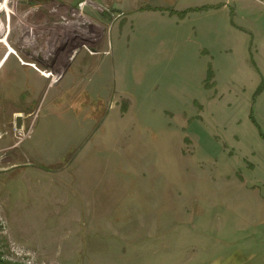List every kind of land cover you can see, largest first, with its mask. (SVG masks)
<instances>
[{
  "label": "rangeland",
  "instance_id": "obj_1",
  "mask_svg": "<svg viewBox=\"0 0 264 264\" xmlns=\"http://www.w3.org/2000/svg\"><path fill=\"white\" fill-rule=\"evenodd\" d=\"M120 7L85 9L107 33L70 81L30 87L0 45L1 260L264 264V0ZM18 93L35 100L15 131Z\"/></svg>",
  "mask_w": 264,
  "mask_h": 264
},
{
  "label": "flooded vegetation",
  "instance_id": "obj_2",
  "mask_svg": "<svg viewBox=\"0 0 264 264\" xmlns=\"http://www.w3.org/2000/svg\"><path fill=\"white\" fill-rule=\"evenodd\" d=\"M6 2L7 0H4L0 3V12L5 9ZM18 2L16 11H21L25 17L19 20L21 23L18 24L20 25L19 33L14 38L10 37L11 17L7 12L8 18L5 19L4 28L0 34V45L13 54L19 64L27 65L37 72L39 69L49 78L55 74L53 79H56L63 70L70 67L75 55H78L82 47L92 54L95 53L90 51L87 46L91 37L98 38L96 36L98 32L95 31L94 25L89 24L86 19L85 9L88 7V0H76L75 2L18 0ZM94 8L101 12L106 10V8H99L98 5ZM23 25H26L25 28ZM1 92L4 93V91ZM31 101L27 104V113L15 114L13 110L9 109V123L13 130L19 131L22 127L26 128V118L33 112L30 108L34 102L31 104ZM6 108L9 107L0 103V115L3 117L7 114ZM17 116L20 119V127H17ZM21 139L19 137L17 143Z\"/></svg>",
  "mask_w": 264,
  "mask_h": 264
},
{
  "label": "crops",
  "instance_id": "obj_3",
  "mask_svg": "<svg viewBox=\"0 0 264 264\" xmlns=\"http://www.w3.org/2000/svg\"><path fill=\"white\" fill-rule=\"evenodd\" d=\"M123 1L124 0H107V2L108 3L110 2L111 4H110V6L108 8L106 7L107 10H104L103 13H107L108 14V17L111 20L113 18L120 17L122 15V9H121L122 7H120V6H122ZM149 1L150 0H146V2H149ZM157 1L158 2H161L162 4H167L168 7L171 6L173 8L174 6H176V4H177L178 1H182V0H156V2ZM89 5L92 7V9H94V6H96L91 0H88V6ZM148 5H149V3H148ZM189 6H196V5H189ZM89 9H90V7H89ZM176 10L180 11V10H183V9L181 8V9H176ZM86 19H87V21H88L89 24L94 25L93 27H95V31L98 32V34H96V36L98 38L94 39V37H91V39H89L88 44H87L88 49L90 51H92V52H97V51H99V45H100V42H101L102 38L105 37V31H106V28L108 27V25H106L105 22H101V21H99V20H97L95 18L90 17V15H88V14L86 16ZM106 33H107V31H106ZM80 50H84L86 53L91 54L84 47H82ZM76 57H77V55H75V58L73 59L72 63L74 62V60L76 59ZM69 68L70 67H68V69ZM68 69L66 68L65 70H63L61 72V74H59V76L56 79H51V80H49L50 79L49 77L40 74L39 72H37L34 69L36 71V73H38V74H37V77L35 79H32V81H30L33 84V86L30 84V87L39 86L41 88L42 85L44 84L45 79H46V85L47 86H49V85L52 86L55 83H59V82L62 83L67 78H68V81H70L69 78L71 77V74H70V72H68ZM14 75H17V73H15ZM5 77L6 76L4 75L3 78H5ZM4 96L6 98H7V96H8V98H11L9 92H7V93L4 92ZM16 98L17 97H12V99L15 100V101H21V102H23V104L25 106H23L22 109L21 108L14 109L13 112L15 114H17V113H23V112H26L27 113L26 108H27V104H28V102L30 100L28 101V98L25 99V100H21L22 99V94H19V93H18V99H16ZM31 100H35V98L34 99H31ZM39 101H38V104H39ZM25 102H27V103H25Z\"/></svg>",
  "mask_w": 264,
  "mask_h": 264
},
{
  "label": "built area",
  "instance_id": "obj_4",
  "mask_svg": "<svg viewBox=\"0 0 264 264\" xmlns=\"http://www.w3.org/2000/svg\"><path fill=\"white\" fill-rule=\"evenodd\" d=\"M34 67H35V66H34ZM35 68H36V67H35ZM36 69H37V68H36ZM37 70L39 71L40 74L44 75V73H42L39 69H37ZM54 75H55V74H53V76H52L49 80L53 79V78H54ZM44 76H45V75H44ZM47 77H49V76H47Z\"/></svg>",
  "mask_w": 264,
  "mask_h": 264
},
{
  "label": "trees",
  "instance_id": "obj_5",
  "mask_svg": "<svg viewBox=\"0 0 264 264\" xmlns=\"http://www.w3.org/2000/svg\"><path fill=\"white\" fill-rule=\"evenodd\" d=\"M0 264H10V262L3 261V260H1V258H0Z\"/></svg>",
  "mask_w": 264,
  "mask_h": 264
},
{
  "label": "water",
  "instance_id": "obj_6",
  "mask_svg": "<svg viewBox=\"0 0 264 264\" xmlns=\"http://www.w3.org/2000/svg\"><path fill=\"white\" fill-rule=\"evenodd\" d=\"M17 127H20V119H19V116H17Z\"/></svg>",
  "mask_w": 264,
  "mask_h": 264
}]
</instances>
